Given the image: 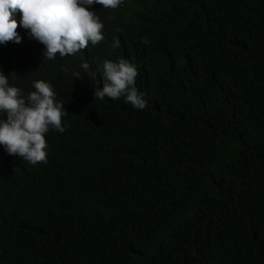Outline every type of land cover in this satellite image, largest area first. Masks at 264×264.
<instances>
[{
  "label": "trees",
  "instance_id": "trees-1",
  "mask_svg": "<svg viewBox=\"0 0 264 264\" xmlns=\"http://www.w3.org/2000/svg\"><path fill=\"white\" fill-rule=\"evenodd\" d=\"M94 7L87 51L48 60L25 30L0 50L10 84L47 80L67 111L47 163L0 153V264H264V0ZM118 58L145 109L94 100Z\"/></svg>",
  "mask_w": 264,
  "mask_h": 264
},
{
  "label": "clouds",
  "instance_id": "clouds-1",
  "mask_svg": "<svg viewBox=\"0 0 264 264\" xmlns=\"http://www.w3.org/2000/svg\"><path fill=\"white\" fill-rule=\"evenodd\" d=\"M123 0H0V50L22 41L25 34L44 46L43 57L48 60L80 54L105 37L100 17L94 6L115 9ZM21 33V34H20ZM120 47L114 38L112 48ZM89 63V64H88ZM82 64L87 70L95 68L91 56ZM102 87L94 86V100L105 98L131 104L134 109L147 107L144 94L135 87L136 67L124 58L106 59L97 66ZM33 91L10 84V74L0 69V153L10 160L32 165L47 163L50 130L63 133L62 118L67 114L63 103L56 99L52 84L34 80ZM3 160L0 156V170Z\"/></svg>",
  "mask_w": 264,
  "mask_h": 264
}]
</instances>
